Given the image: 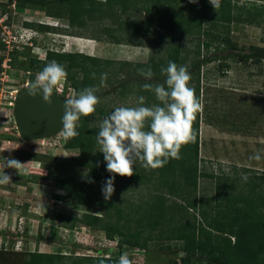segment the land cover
<instances>
[{"label":"rangeland","instance_id":"obj_1","mask_svg":"<svg viewBox=\"0 0 264 264\" xmlns=\"http://www.w3.org/2000/svg\"><path fill=\"white\" fill-rule=\"evenodd\" d=\"M235 1L239 4L249 2ZM19 2L21 0H0V165H3L4 159H16L27 163V172L19 175L15 169L4 168L5 174L11 176V183L0 185V251L3 253L0 264H20L27 251L60 253L71 257L110 256L116 251V235L109 237L104 231L82 223H76L71 229L66 228L57 217L59 214L80 217L86 211L102 213L101 206L95 201L79 205L56 197L66 193L57 185L58 180L66 177H71V182L85 179L87 169L77 166L72 159L79 150L66 148L60 133L50 138L22 140L13 121V100L16 91L32 78L35 80L39 73L27 67L30 57L44 59L46 51L51 49L60 52L82 51L115 62L128 59L145 63L151 56H165L163 44L167 42V37L163 34L166 30L157 28L155 32L152 26L148 28L152 30L151 35L130 37L131 41L142 45L143 50H139L141 48L131 47L130 44L108 40L102 30L111 24L107 14L92 12L85 19L84 26H72L63 0H47L46 6L27 2L21 7ZM132 13L135 17H143V13L134 8ZM43 24L49 28H41ZM208 24L211 26V23ZM213 29L231 36L238 45L245 47L244 52H248V47L252 45L264 47L262 26L238 23L224 27L215 24ZM124 37L128 39V36ZM140 51L145 56L134 58L133 54L137 55ZM217 53L210 52L211 55ZM100 67L104 71L96 72L90 85L98 88L95 95L99 98L96 111L90 116L92 122L101 124L105 119L97 112L100 108L105 115H110L117 107L138 106L141 96L144 97V106L157 105L152 98L147 100L146 93L137 92L142 86L136 83H129L128 88L132 87V92L120 94L125 89L118 87L121 81L131 77V72L139 73L134 71V67L126 65L119 72L118 63L107 66L99 64ZM100 72L107 73V80L112 83L106 80L101 86ZM114 72L116 76H113ZM132 77H136L135 74ZM199 82L201 109L198 147L202 171H224L232 177L236 173L242 176L245 171L241 167L244 166L250 168L245 174L248 176L264 172V56L256 64L250 59L245 62L232 59L210 62L202 66ZM57 87L64 96H75V89L66 79ZM256 155L260 156L259 160L253 158ZM2 174L3 168L0 167ZM116 186L120 188L121 197L131 202L148 199L154 189L152 184L146 187L118 182ZM98 190L95 193L100 196L102 191ZM213 191L214 180L200 177L198 194L210 195ZM146 248L149 255L145 258L143 250L123 245L119 257L127 254L137 264H163L167 259L178 260L184 254L183 242L174 239L151 240ZM69 263L70 258H63L59 264Z\"/></svg>","mask_w":264,"mask_h":264},{"label":"trees","instance_id":"obj_2","mask_svg":"<svg viewBox=\"0 0 264 264\" xmlns=\"http://www.w3.org/2000/svg\"><path fill=\"white\" fill-rule=\"evenodd\" d=\"M63 1L69 12V24L72 26H84L85 19L92 12L107 14L111 24L102 30L108 40L114 43L141 45L131 41L130 37L133 39V35H151L152 30L148 28L152 26L155 27V32L157 28H164L166 32L163 35L167 37V42L164 41L163 44L165 56H151L145 63L127 60L115 62L116 60L82 52H60L51 49L46 51L44 59H28L27 67L36 72L42 71L51 61L62 65L67 72L66 80L75 89V95L92 85L93 74L104 71L99 68V64L107 66L118 63V72L123 66L130 65L134 67V71L151 68L154 73L151 80H146L139 73L131 72V77L118 85L122 86V89L125 88L120 94L127 95L132 92V87L128 88L129 83H136L142 86L137 89L138 93H146L147 100L152 98L155 104H160L154 93L144 90L143 85L163 84L166 74H162L161 69L166 68L169 61H172L178 67L187 68L191 75L189 84H192L189 87L195 90L199 99L202 66L225 59L239 62L250 59V62L256 64L264 56V47L252 45L248 47V52H244L245 47L238 45L231 36L213 29L215 24L227 27L238 23L264 27V0L259 3V0H247L249 2L241 4L235 0H221L217 11L209 0H198L195 4L189 3V0ZM27 2L21 0L19 6L23 7ZM28 3L43 6L47 0ZM133 8L141 11L143 17H135ZM207 22L211 23V26L207 25ZM40 27L49 28L44 24ZM124 36H128V39ZM211 51L220 53L211 55ZM226 51L230 52L221 54ZM1 61L2 57L0 65ZM117 73L114 72L113 76ZM134 74L136 77H132ZM97 112L105 118L108 116L102 108ZM90 116L80 119L76 127L79 134L76 137L64 139L66 148L79 150L78 155L72 159L77 166L87 169L85 179L77 182H71V177L58 180L57 185L65 189L66 193L56 197L69 199L79 205L95 201L101 206L102 213L86 211L80 217L64 214L57 217L66 228L71 229L76 223H82L104 231L109 237L116 235V251L110 256L100 257H71L60 253L27 251L20 264H59L63 258H70L69 264H100L101 260L104 264H118L123 245L143 250L146 258L149 255L146 248L148 242L156 239L183 242L184 254L178 260L167 259L163 264H178L179 260V264H264V172L246 175L247 181L243 177L250 168L244 166L241 167L245 171L242 176L236 173L232 177L224 171L203 172L199 166V111L195 113L193 120L196 140L181 147L180 159H169L164 167L155 170L145 169L137 162L133 165L134 174L131 177L115 176V191L107 201L102 194L98 196L95 192L101 190L105 181L113 174L107 171L104 155L99 151L100 146L96 140L100 124L92 122ZM233 167L237 168L236 165ZM200 177L214 180L212 194H198ZM118 182L146 187L152 184L154 189L148 199L131 202L119 194L120 188L116 186ZM2 254L0 251V255ZM129 259L131 260L130 256ZM132 264L137 263L132 261Z\"/></svg>","mask_w":264,"mask_h":264},{"label":"clouds","instance_id":"obj_3","mask_svg":"<svg viewBox=\"0 0 264 264\" xmlns=\"http://www.w3.org/2000/svg\"><path fill=\"white\" fill-rule=\"evenodd\" d=\"M197 2L198 0H189V3ZM209 3L215 11L221 6V0H209ZM161 72L166 74L163 84L143 85L144 90L154 93L160 104L146 107L144 97L141 96L138 106L117 107L100 124L96 140L100 146L99 151L104 155L107 171L113 174L101 189L106 201L111 199L115 191L116 175L131 177L134 174L133 165L137 162L150 170L164 167L169 159L181 158L180 150L183 145L196 140L193 120L195 113L201 109V104L195 90L189 87L190 73L186 67H178L172 61H169L168 66L162 68ZM139 74L146 80H151L154 76L151 68L140 69ZM66 77L64 67L56 61H51L37 74L35 80L28 82L24 88L30 96L41 95L46 103L51 104L53 93L59 94L57 86ZM93 77L95 78V74ZM100 79L103 86L107 73L101 74ZM97 91L96 87H88L65 99L61 121L63 128L59 132L65 140L79 134L76 127L82 116L88 117L95 113L99 103V98L95 95ZM253 158L259 160L260 156ZM26 164L16 159H4L3 165H0L3 168L0 185L11 183V176L5 174L4 168L15 169L21 175L22 172H27ZM243 179L247 181L248 177L245 175ZM100 264H104V261L101 260ZM118 264H132V261L127 254H122Z\"/></svg>","mask_w":264,"mask_h":264},{"label":"water","instance_id":"obj_4","mask_svg":"<svg viewBox=\"0 0 264 264\" xmlns=\"http://www.w3.org/2000/svg\"><path fill=\"white\" fill-rule=\"evenodd\" d=\"M26 84L16 91L13 100V121L20 138L30 141L55 136L63 128L61 121L68 97L54 92L48 104L41 95L30 96L24 88Z\"/></svg>","mask_w":264,"mask_h":264},{"label":"crops","instance_id":"obj_5","mask_svg":"<svg viewBox=\"0 0 264 264\" xmlns=\"http://www.w3.org/2000/svg\"><path fill=\"white\" fill-rule=\"evenodd\" d=\"M96 1H98V0H96ZM100 2H103V1H105V0H99ZM48 4V2L45 4V5H43V6H46ZM87 39V38H86ZM88 39H92V38H88ZM131 45V47H138V48H141V49H139V50H143V48H142V45L141 46H139V45H133V44H130ZM142 52H144V51H142ZM138 55H140L141 57L140 58H143L144 56H145V54L144 53H141V51L136 55V54H133V56H134V58H139L138 57ZM120 60V59H119ZM128 60V59H127ZM135 60H138V59H135Z\"/></svg>","mask_w":264,"mask_h":264},{"label":"built area","instance_id":"obj_6","mask_svg":"<svg viewBox=\"0 0 264 264\" xmlns=\"http://www.w3.org/2000/svg\"><path fill=\"white\" fill-rule=\"evenodd\" d=\"M58 91H59V93H61L62 94V92L59 90V88H58ZM63 95V94H62Z\"/></svg>","mask_w":264,"mask_h":264}]
</instances>
